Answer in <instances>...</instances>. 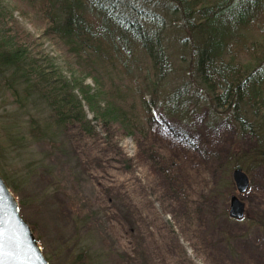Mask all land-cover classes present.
Instances as JSON below:
<instances>
[{
	"label": "trees",
	"instance_id": "16d2710c",
	"mask_svg": "<svg viewBox=\"0 0 264 264\" xmlns=\"http://www.w3.org/2000/svg\"><path fill=\"white\" fill-rule=\"evenodd\" d=\"M21 1L33 13L40 7L47 22L45 33L67 47L74 70L67 76L51 58H42L31 48V34L0 0L4 91L22 108L28 103L42 108L40 116L29 120L27 132L18 124L9 133L15 150L28 149L32 154L29 149L34 144L45 143L64 153L71 129L93 138L98 133L94 121H98L106 131L115 128L135 138L158 166L168 183L166 189L174 190L175 181L184 191L187 187L171 171L174 157L168 160L154 146L150 127L165 120L187 121L206 106L215 121L231 120L241 131L259 138L250 153L234 151L225 157L215 194L230 185L229 174L235 168L250 171L264 164V0H169L174 6L171 11L164 0H121L118 6L114 0ZM148 3L158 5L160 12ZM178 32L188 36L176 40L181 48L176 58L168 43ZM113 75L125 77L122 88L108 82ZM153 108L159 110L158 116ZM1 160L0 153L2 168ZM30 160L29 172L39 163L37 158ZM159 172H154L157 177ZM178 197L184 204L183 196ZM19 204L21 209L22 200ZM221 216L233 220L225 210ZM186 223L193 224V218ZM261 226L264 229V223ZM81 247L75 260L93 262L96 258L89 247ZM110 253L102 248V264H109Z\"/></svg>",
	"mask_w": 264,
	"mask_h": 264
},
{
	"label": "rangeland",
	"instance_id": "374dc122",
	"mask_svg": "<svg viewBox=\"0 0 264 264\" xmlns=\"http://www.w3.org/2000/svg\"><path fill=\"white\" fill-rule=\"evenodd\" d=\"M4 1L31 34V48L71 76L73 57L63 43L45 33L47 22L40 7L33 13L24 1ZM163 2L173 10L171 1ZM148 7L161 10L154 3ZM178 34L168 43L176 58L181 50L178 42L188 36ZM4 79L0 73L1 174L15 189L18 202L22 200L20 212L40 238L50 264H102V248L111 252L109 264H264V164L244 170L251 181L246 193L237 191L231 171L230 185L215 194L225 157L234 151L250 153L259 144L257 135L241 131L231 120L215 121L206 106L187 121L165 120L151 126L152 143L168 160L174 157L171 171L187 187L180 190L173 181L175 189L167 190L158 166L144 153L148 150L115 128L106 131L98 121L93 138L71 129L64 153L45 143L34 144L32 154L28 149L15 150L9 133L18 124L27 132L29 120L40 116L42 108L15 103L4 91ZM124 79L113 75L108 82L122 88ZM157 111L153 110L156 116ZM33 158L39 163L29 172L26 166ZM232 195L245 203L248 217L229 221L221 216L224 210L228 215ZM188 218L193 224L186 223ZM81 245L95 255L93 262L75 260Z\"/></svg>",
	"mask_w": 264,
	"mask_h": 264
},
{
	"label": "water",
	"instance_id": "95a60500",
	"mask_svg": "<svg viewBox=\"0 0 264 264\" xmlns=\"http://www.w3.org/2000/svg\"><path fill=\"white\" fill-rule=\"evenodd\" d=\"M232 178L239 193H246L250 188L248 174L242 168L232 172ZM0 213L9 222L7 224L8 236H14L19 242V248L6 245L0 264H50L31 225L22 217L20 205L0 174ZM245 203L237 196L232 195L229 205V217L242 220L245 217Z\"/></svg>",
	"mask_w": 264,
	"mask_h": 264
},
{
	"label": "snow or ice",
	"instance_id": "6c2138e0",
	"mask_svg": "<svg viewBox=\"0 0 264 264\" xmlns=\"http://www.w3.org/2000/svg\"><path fill=\"white\" fill-rule=\"evenodd\" d=\"M121 0H114V3L118 6ZM9 222L0 213V257L3 256L5 246L11 245L13 248H19V242L14 236H8L7 224Z\"/></svg>",
	"mask_w": 264,
	"mask_h": 264
}]
</instances>
